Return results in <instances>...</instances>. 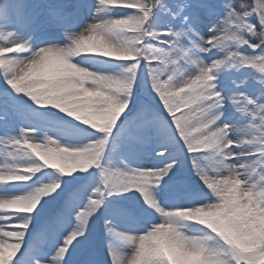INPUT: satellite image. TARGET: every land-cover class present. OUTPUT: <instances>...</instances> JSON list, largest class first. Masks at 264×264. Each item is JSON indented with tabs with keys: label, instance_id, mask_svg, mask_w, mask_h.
Segmentation results:
<instances>
[{
	"label": "snow or ice",
	"instance_id": "6c2138e0",
	"mask_svg": "<svg viewBox=\"0 0 264 264\" xmlns=\"http://www.w3.org/2000/svg\"><path fill=\"white\" fill-rule=\"evenodd\" d=\"M0 264H264V0H0Z\"/></svg>",
	"mask_w": 264,
	"mask_h": 264
}]
</instances>
